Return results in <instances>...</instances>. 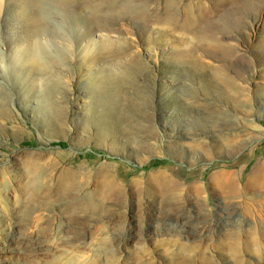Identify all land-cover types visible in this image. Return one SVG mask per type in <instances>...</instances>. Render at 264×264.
Masks as SVG:
<instances>
[{"label":"rangeland","instance_id":"1","mask_svg":"<svg viewBox=\"0 0 264 264\" xmlns=\"http://www.w3.org/2000/svg\"><path fill=\"white\" fill-rule=\"evenodd\" d=\"M120 1L0 0V264H264V227L212 186L264 161V0ZM185 202L213 232L149 224Z\"/></svg>","mask_w":264,"mask_h":264},{"label":"bare ground","instance_id":"2","mask_svg":"<svg viewBox=\"0 0 264 264\" xmlns=\"http://www.w3.org/2000/svg\"><path fill=\"white\" fill-rule=\"evenodd\" d=\"M1 6L2 4L0 2V8ZM175 7L176 6H172L171 8L173 9ZM133 8H137L133 3L128 2V0L127 1L121 0L119 4L120 10L118 12L117 17L120 16V13L122 11L125 12L126 9H133ZM169 8L170 7L167 6L164 12L158 13L157 11H152L151 14L145 11V9L143 8L140 11H138V9H135L134 16H136V19L140 20L142 25H147L152 22H159L160 18L162 20H168L170 18ZM92 13L96 14L97 11H95L94 8H92ZM104 15L102 14V18H107L104 17ZM30 20H31L30 23L32 25L36 26V24L38 23V20L34 16H32ZM98 24L96 23L94 27L102 26ZM39 32L40 30H36L34 32V35L36 36L37 34H39ZM33 40L34 41L32 42V46L29 51V62L35 68V67H39L38 65L45 58L43 57L42 54L43 52H41L42 48L40 47V44L36 42L37 39L34 38ZM113 80L114 81L112 83L114 84L116 89H118L121 86V83L119 82L120 80L119 81L117 79H113ZM47 88H49V86H47ZM44 101L46 102L45 98ZM216 117H219V119L221 120L219 129L221 128L220 130H222V132L231 131L230 134L234 135V139L239 141V143L237 144L241 145L244 139H240V140L237 139L240 138L241 135L239 131L233 129L232 127L233 118L229 114H223L222 112H219L216 115ZM233 148L234 147L232 146L231 149ZM250 157L251 155L245 156V160L243 161L244 162L243 168L246 167L247 162L250 160ZM237 166L238 163L235 162L231 165H227L226 167L214 173L212 175V179H213L212 186L214 189H216V191H218L221 194V196L225 197V199L236 198L242 200L241 201L242 211H243L242 218L246 220L247 219L252 220L253 226H255L258 221L259 224L264 227V161L262 162L261 166H259V168L257 167L251 175L247 176L246 180L243 178V176H240L233 171ZM156 174H157L156 180L162 187L171 186L175 182L173 175L168 172L163 171V172H158ZM198 178L200 177L196 176L194 178H188V179L194 180L195 182H199L197 181ZM243 182H245L246 184L244 185ZM190 189H191L190 192L191 191L194 192L197 197H200L206 191V187L202 181H200V184H195L193 186H190ZM248 191L252 192L250 194V197L247 195ZM190 206L191 205L189 202H185L184 205H177L173 208H169L171 209V211H159V212L151 211L148 213V215L146 214V216H150L148 218V222L149 224L154 226V228L161 227V229L162 228L167 229L166 231L178 226L184 230L186 235H201V234L213 232V224L211 225L209 224V222L207 224V221L201 218L198 215L197 211H191L189 209ZM222 210H223L222 212L224 213L226 212L228 213V215H234L232 214V210L230 208H223ZM220 215L222 218L220 221V227L217 231L218 233L222 232L223 230H225L226 228L232 225L233 227L235 226L239 227L243 222L241 218L240 219L235 218L233 222L227 223L225 219V215H223L222 213H220ZM218 222L219 221H217L216 224ZM222 224L224 225V227L221 226Z\"/></svg>","mask_w":264,"mask_h":264}]
</instances>
